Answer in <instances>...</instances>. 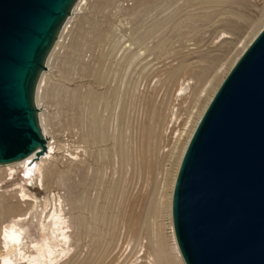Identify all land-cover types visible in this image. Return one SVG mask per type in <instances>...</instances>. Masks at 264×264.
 Returning <instances> with one entry per match:
<instances>
[{
  "label": "rangeland",
  "instance_id": "rangeland-1",
  "mask_svg": "<svg viewBox=\"0 0 264 264\" xmlns=\"http://www.w3.org/2000/svg\"><path fill=\"white\" fill-rule=\"evenodd\" d=\"M156 2L158 1L101 0L99 9L94 10L93 0H82L77 10L78 15L84 21L86 20L85 26L89 28L88 39L82 42V55L87 57L94 51L103 50L107 53L115 48L117 43L122 44V48L126 47L130 43L127 38L130 36L131 27L148 26L147 30L153 25H163L166 16L175 14L148 44L151 48L154 44L163 42L164 45L161 47L164 49L163 55L158 56L159 51H152L141 61L140 59L135 61L138 63L137 73L141 76V81L136 89L134 105L126 106L127 115L123 120L124 123L121 121L123 134L119 143L117 122H111L108 127L106 122L98 121L95 130H92L93 125L86 123V118L82 115L84 109L81 106L78 108L79 116L76 123L75 119L69 116L72 103H68L65 99L57 104L52 102V105H41L44 112L52 114L54 118L59 117L58 133L65 142L63 146L70 143L72 151L81 152V150H75V147H78L77 137H73L76 132L75 125L78 124L79 136L83 138L88 134L93 147L96 138L100 146L108 147L110 156H106L101 149L95 150L91 159L87 158L83 151V156L78 158L68 152H60L65 157H60L57 165L65 174L60 178L62 182L58 180L53 183L51 190L47 188L52 183V179L47 177V164L43 166L39 175L27 169L26 163L20 167L17 166L16 180L12 181L8 178L2 183L0 190L6 196L13 193L16 187L24 186L34 202L32 214L27 216L28 219L25 221L15 222L13 219L5 218L1 222L8 227L18 224L26 229L24 236L29 243H42L43 238L38 229L44 222L45 216L50 211L54 213L55 202H58L59 196L61 199L57 207L65 200L67 217L72 215L73 204L82 200L80 215H85L89 223L86 242L79 241L78 230H76L71 238V254L67 257L61 255L58 258L59 261L54 264L63 263L74 254L75 258L68 264H122L128 254L125 249L130 243L126 238L127 230L134 224L141 227L146 224V221L149 225L157 222L159 231L164 233L169 244H173L172 204L171 208L166 203L162 209H159L157 202L162 195L163 185L170 187L172 174L176 169L175 161L174 163L169 160L165 162L162 159L171 147L167 146L166 135L170 131L166 132V129L169 126H175L176 123L173 121L167 124L166 119L165 123L163 122L165 114L172 113L170 111L176 89L175 74L184 63L188 64L184 77L180 81L181 84L185 83V90L182 93L184 100L182 99L181 104L177 105L180 122L187 117L185 108L191 101V93L198 78L206 80L209 75L212 78L214 74L215 76L219 74L217 81L214 82L215 85L225 80L228 75L225 73L227 69L224 70V67L218 71L220 65L224 62L229 63L228 59L233 61L241 56L244 51V40L251 32L250 23L261 17L264 8V0H168L169 5L171 3L172 6L162 13L159 9H153ZM139 4L144 6L138 8ZM120 8H124L121 13ZM131 9L134 13H139L134 20ZM94 27L106 33V42L96 40L95 44L92 43L90 29ZM218 66L219 68L216 69ZM64 69L73 80L66 81L70 89H75L87 80L84 71L74 62L65 65ZM50 72L56 73L57 70L53 67ZM65 77L69 79L68 75ZM44 86L43 82L41 89ZM107 91L111 92L110 89ZM107 115V112L97 113L99 119L101 116L106 118ZM128 121L132 123L128 125L129 127ZM162 122L165 125L162 127L164 137L159 141L156 135L160 131ZM43 124L47 125V123ZM107 130L109 135L106 133ZM52 131L47 128L50 138L55 136L51 134ZM106 135L109 141L103 142L102 138ZM90 163L92 166L89 168ZM123 174L124 179L121 181ZM112 215L118 219V227L123 226L120 234L117 231V233L114 232L115 236H119L117 247H114L111 242L105 246L104 229ZM92 218L98 222H94ZM47 220L46 225L50 226L52 222L50 219ZM82 220L83 218L80 219ZM96 228L99 230H94ZM68 232L70 234L72 230ZM60 241L61 238L58 243H63V246L68 249L69 245Z\"/></svg>",
  "mask_w": 264,
  "mask_h": 264
},
{
  "label": "water",
  "instance_id": "water-1",
  "mask_svg": "<svg viewBox=\"0 0 264 264\" xmlns=\"http://www.w3.org/2000/svg\"><path fill=\"white\" fill-rule=\"evenodd\" d=\"M79 0H0V164L48 151L36 93ZM172 216L186 264H264V28L186 149Z\"/></svg>",
  "mask_w": 264,
  "mask_h": 264
},
{
  "label": "bare ground",
  "instance_id": "bare-ground-1",
  "mask_svg": "<svg viewBox=\"0 0 264 264\" xmlns=\"http://www.w3.org/2000/svg\"><path fill=\"white\" fill-rule=\"evenodd\" d=\"M81 1L82 0L78 1L71 16L66 21L59 38L47 59V69L43 72L37 87L36 103L40 109V121L43 133L47 138L48 151L40 158H37L36 154H33L25 160L11 164H0V189H2V183L6 179L10 178L12 181H15L18 176L17 166L20 167L26 163V168L30 169L35 175H39L42 172L45 164L48 165L47 177L52 179V183L47 188L51 190L53 183H56L58 180L59 182H62L60 178L65 174V172H63L57 165L59 162L58 159L60 157H65L60 152L65 151L78 158L83 156V151L86 153V157L91 159L93 152L101 149L106 156H110L108 147L105 145L100 146L96 138L94 139L93 147L91 137L88 136V134L83 138L80 137V127L78 124L75 125L76 132L73 137H77L76 143L78 144V147H75V150H81V152L72 151L70 143H66V146H63L65 142L58 133V128L60 127L58 125L59 117L57 116L54 118L52 114L44 112L41 109V105H52V102L57 104L65 99L68 103H72L71 108L69 109V116L75 119L76 123L79 116L78 108L81 106L84 109L82 115L86 118V123L93 125L92 130H95L98 121L101 123L106 122L108 127L111 125V122H117L116 126L119 132L117 137L119 143L123 134L121 121H123L127 115L126 106L132 107L134 105L136 89L141 81V76L137 73L138 63L135 61L139 59L141 61V59L152 51H159L158 56L163 55L164 49H161L164 45L163 42L156 43L151 48L148 44L154 38L155 34L168 24L167 21L169 18H173L175 14L166 16L163 25H153L147 30L146 28L148 26L134 27L136 30L131 27L129 30V32H131L130 36L127 38L130 43L126 47L122 48V44L117 43V46L112 50H109L107 53H104L103 50H99L94 51L89 57L86 55L83 56L82 42L88 39L89 28L85 26L86 20L84 21L77 13ZM157 1L158 2H156L153 9H159L162 13L169 10L172 6L171 3L169 5L168 0ZM114 4H116V2ZM92 5L94 10H98L101 5V0H93ZM140 6L144 5L139 4L138 8ZM123 9L124 8H120L119 12L121 13ZM130 12L132 13L133 20L139 15L138 12L134 13L133 9H131ZM260 16V18L252 20L250 23L251 32L248 33V38L244 40V51L264 28V8ZM90 34L93 38V44H95L96 40H99V42H106V33L102 32L99 28L94 27L90 29ZM248 41L249 43H247ZM120 53L122 54L120 55ZM239 58L237 60L234 59L233 61L228 59L229 63L224 62L220 65V68L218 66L216 69L219 68L218 71H221V69L225 67L224 70L227 69L225 73L229 74ZM70 62L77 64L80 69L84 71L85 77L87 78L86 81H83L80 84L81 86L79 85L75 87V89H70L66 83L68 80L73 81L70 79V74L64 69V66ZM228 65H231L230 68ZM49 67L50 69L55 67L57 72H50ZM187 68L188 64L184 63L175 74L176 84L174 87H176V89L173 106L170 111L172 113L165 114L166 116L164 115L165 118H163V122L165 119L168 120L167 124H170L173 121L176 122L175 126H169L166 129V132L170 131V133L166 135V139L168 140L167 146L171 147L166 151L162 158L165 162L169 160L174 163L175 161L176 169L172 174L170 187L167 188L163 185L162 195L157 202L159 209H162L163 205L166 203H168V207L171 208L177 175L186 149L201 118L224 81L219 82L220 84L218 85L214 84V82L217 81L219 74H217V76L214 74L212 78L211 75H209L206 80H203L201 77L198 78L195 88L191 93V101L187 108H185V114H187V117L179 122V116L177 115L179 108H177V105L179 106L181 104L180 101L184 96L182 93L185 90V83L181 84L180 81L184 77ZM66 74L69 79L65 77L67 76ZM43 82L45 83V86L41 89V84ZM112 83L115 84L112 85ZM108 89H110L111 92L107 91ZM151 99H153V97ZM100 111L102 113H108L106 118L101 116L99 119L97 117V113ZM163 122L160 125L159 133L156 135V138L159 141L164 137L162 136V127L165 126V122ZM43 123H47V125H44ZM130 123L131 122L128 121L127 126L132 124ZM47 128L53 130L51 133L55 135L53 138L49 137ZM106 133H108V130ZM102 140L103 142L109 141L107 135L105 138H102ZM119 152L122 154V150ZM53 159H55V161ZM49 160L52 161L49 162ZM91 166L92 163L88 165L89 168ZM123 179L124 174L122 175L121 181ZM120 185H122V183ZM44 186L45 185H43V187ZM58 199V202H60V196ZM58 202H55L53 209L54 213L50 211L45 216L44 222L41 223L40 228L38 229L41 238H43L42 243H29L24 236L26 229L18 226V224L8 227L1 222L5 218L13 219L15 222H22L28 219L27 216L32 214L34 204L31 196L27 193L24 186L16 187L13 190V193L9 196H6L3 191L0 190V264H54L59 261L58 258L61 255L67 257L71 254V238L76 230H78L79 241L84 242L86 240L89 231V223L85 215H80V204L82 200L80 199L77 203L73 204L72 215L70 217H67V214L65 213V200L59 204L60 208L57 207ZM81 216L83 218L82 221H80V219H82ZM47 219H50L52 222L50 226L46 225L48 222ZM117 221L118 219L115 215H112L106 222V228L104 229L105 246L110 242L114 244V247H117L118 245L119 236H115L114 232L117 231L118 234H120V230L123 226L119 228ZM94 222L97 223L98 220L94 219ZM158 227L157 222H153L149 225L148 221H146V224L141 227L134 224L132 228L127 230L126 238L129 239L128 242L130 243L127 244V248L125 249L126 252L128 251V254L122 264H186L177 242L174 224L172 227L173 244L168 243L164 233H161ZM71 230L72 233L69 234L68 231ZM94 230L97 231L99 229L96 228ZM60 238V242H65V245H69L67 247L68 249L63 246V243H58ZM54 247L57 249L56 251H54ZM57 253L59 255H56ZM74 258L75 254L71 255L69 259L60 264H68L72 262Z\"/></svg>",
  "mask_w": 264,
  "mask_h": 264
}]
</instances>
